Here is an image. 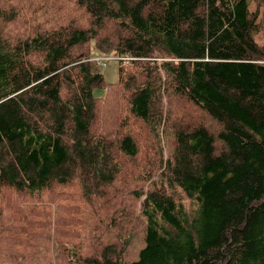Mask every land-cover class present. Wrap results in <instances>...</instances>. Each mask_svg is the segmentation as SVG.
Returning a JSON list of instances; mask_svg holds the SVG:
<instances>
[{
    "label": "trees",
    "instance_id": "trees-1",
    "mask_svg": "<svg viewBox=\"0 0 264 264\" xmlns=\"http://www.w3.org/2000/svg\"><path fill=\"white\" fill-rule=\"evenodd\" d=\"M5 1L0 264H264V0ZM90 43L118 59L116 83L92 69ZM181 101L209 123L170 120ZM146 167L160 186L140 185ZM65 189L82 200L72 218L59 216ZM30 200L57 205L53 231L32 224ZM139 218L144 247L123 262Z\"/></svg>",
    "mask_w": 264,
    "mask_h": 264
},
{
    "label": "rangeland",
    "instance_id": "rangeland-1",
    "mask_svg": "<svg viewBox=\"0 0 264 264\" xmlns=\"http://www.w3.org/2000/svg\"><path fill=\"white\" fill-rule=\"evenodd\" d=\"M257 0H249L250 2V11H254L256 8V3ZM0 5L1 6H6L8 10H11L7 5H6V1L5 0H0ZM260 12L262 15H259L260 19L264 22V7L260 8ZM28 20H27V16L23 15L22 17H20L10 28V36L13 39L25 36L27 27H28ZM257 37V36H256ZM255 37V38H256ZM259 44H261L260 42H258ZM104 57H110L111 60H108L106 63L105 67L102 66H97L95 63L96 59H102ZM90 60H91V67L92 69L99 73L102 74L104 77V81L106 84H114L117 82L118 80V68H119V61L118 59L112 56V54L108 55V56H103L101 54L98 53V51L94 48V44L90 43ZM114 91V90H113ZM112 93V92H111ZM105 90L104 89H96L93 91V95L96 98H104L105 97ZM114 105V104H113ZM112 105V108H113ZM174 108L171 110V112L168 114L169 119L171 120L172 118H175L176 116H180L183 113H188L190 116H198L200 118V121H202L205 124H208L209 121L203 116V114L201 112H197L195 110V108L193 106H191L190 104L186 103L185 101H181V102H177L174 106ZM167 113V112H166ZM125 116V115H123ZM104 127L107 128L108 126H106L103 123ZM213 130L216 131L217 128L214 126ZM147 132V130H146ZM144 138H146L147 140H149V142H144L143 144V148H142V154L141 156H139V161L140 159L145 160L147 162H149V160L153 159L150 156V152L149 151V147L150 144H153V141L150 138H147V136L145 135ZM173 140L172 137H163L162 141H161V146L163 148V161L167 160L173 150ZM158 153H156V163L158 164ZM136 164V161L134 162ZM141 165H143L142 163H140ZM155 162H152V164L150 163V165H154ZM145 165V164H144ZM131 172H133V168L130 169ZM147 171H149V168L146 167V171L142 173V175L140 176V180L142 181L140 183V185H142V187H146L147 185L154 183L155 185L160 186V182H161V178H160V171L156 170V172L152 175V177L149 179V181L147 183L143 182L142 177H144L147 173ZM137 175L130 177L128 179H126L125 182H132L133 184L137 181ZM125 182H121L118 187L119 188H123L125 187ZM141 187V188H142ZM54 193H56L58 195V197L63 196V198L61 199V201L59 202V209L62 211V214H59V216H64L65 218H72L81 208L80 205H82V200L79 199V197L76 196L77 191L75 189H65V190H56L54 191ZM12 196L16 200L18 199L19 195L17 194H13V193H9L8 194V198ZM25 206L28 208V216L30 217V219L33 220L32 224L34 226H37V230L38 231H42L41 227L44 226V224L48 223V221L52 223V231L54 230V218L56 217V204H50L49 202H41V201H28L25 203ZM138 208V205H137ZM49 214V215H48ZM82 214V212L80 211L79 216ZM48 215V218L44 221L43 223V218L45 216ZM5 222V220L1 219V223ZM64 224V223H63ZM67 224V223H66ZM63 230V229H62ZM144 233H145V223L143 221V219L139 218L136 221V227L131 235L130 238V242L129 245L127 246L124 254L122 255L121 259L123 262H133L136 261L138 259V255L140 250L144 247ZM7 235L11 236L12 233H8ZM55 238V234L52 236V239ZM51 239V240H52ZM43 246H47V243L42 242ZM41 245H36L34 246V251L37 252V255L39 258H42L41 253L38 252L40 251Z\"/></svg>",
    "mask_w": 264,
    "mask_h": 264
},
{
    "label": "built area",
    "instance_id": "built-area-1",
    "mask_svg": "<svg viewBox=\"0 0 264 264\" xmlns=\"http://www.w3.org/2000/svg\"><path fill=\"white\" fill-rule=\"evenodd\" d=\"M108 60H111V58L110 57H104L102 59H96L95 63H96V65H101V66L105 67V65H106L105 62H107Z\"/></svg>",
    "mask_w": 264,
    "mask_h": 264
}]
</instances>
